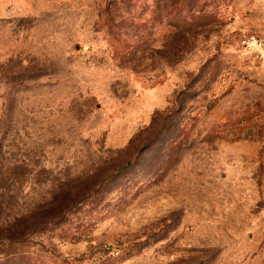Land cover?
I'll return each mask as SVG.
<instances>
[{
  "label": "rangeland",
  "instance_id": "rangeland-1",
  "mask_svg": "<svg viewBox=\"0 0 264 264\" xmlns=\"http://www.w3.org/2000/svg\"><path fill=\"white\" fill-rule=\"evenodd\" d=\"M247 33L264 0H0V264H264ZM57 192L88 198L7 246Z\"/></svg>",
  "mask_w": 264,
  "mask_h": 264
},
{
  "label": "trees",
  "instance_id": "trees-1",
  "mask_svg": "<svg viewBox=\"0 0 264 264\" xmlns=\"http://www.w3.org/2000/svg\"><path fill=\"white\" fill-rule=\"evenodd\" d=\"M87 198V192L80 196L57 192L51 197L42 200L38 203L35 212L14 220L16 231L7 246L15 243L24 244L33 234L47 230L53 225L63 224L64 221H67V216L77 209V206L82 205ZM2 203L6 204V201L3 200ZM8 255L9 253L6 252L5 257L8 258Z\"/></svg>",
  "mask_w": 264,
  "mask_h": 264
},
{
  "label": "built area",
  "instance_id": "built-area-1",
  "mask_svg": "<svg viewBox=\"0 0 264 264\" xmlns=\"http://www.w3.org/2000/svg\"><path fill=\"white\" fill-rule=\"evenodd\" d=\"M238 44L243 52L250 53L258 59L264 58V34H242L238 39ZM118 254V251L110 252L111 256Z\"/></svg>",
  "mask_w": 264,
  "mask_h": 264
}]
</instances>
